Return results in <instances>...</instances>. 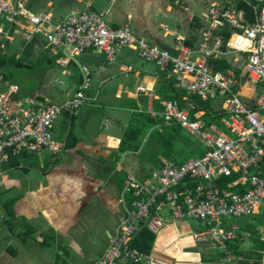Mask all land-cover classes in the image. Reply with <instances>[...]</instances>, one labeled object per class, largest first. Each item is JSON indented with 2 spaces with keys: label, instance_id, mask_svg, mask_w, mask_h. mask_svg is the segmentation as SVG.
I'll use <instances>...</instances> for the list:
<instances>
[{
  "label": "built area",
  "instance_id": "1",
  "mask_svg": "<svg viewBox=\"0 0 264 264\" xmlns=\"http://www.w3.org/2000/svg\"><path fill=\"white\" fill-rule=\"evenodd\" d=\"M237 1L251 9L250 16L237 4L221 2H213L203 14L212 30L230 32L225 44L216 41L212 51L205 43L203 53L210 56L225 45L229 53L245 55L222 71L211 68L204 58L192 59V50L182 40L173 55L137 37L129 24L112 27L106 13L74 11L55 21L50 14L31 12L22 0H0V52L18 28L26 39L41 35L54 50H62L61 64L90 49L103 52L113 63L122 49L130 48L161 71H169L188 97L224 99L219 125L206 123L204 112L192 118L176 101L165 103V124H179L204 147V154L181 164L161 157L148 177L128 175L121 196L124 212L109 233L103 255L93 264H168L133 246V239L143 227L158 236L168 221L186 219L207 225L193 237L216 247L222 253L221 263L244 261L228 247L241 227L223 219L257 215L264 208V92L258 94L259 87L264 88V0ZM210 36L205 34V42ZM81 70L82 82L62 103L17 98L19 87L0 71V175L13 156L62 150L53 137L57 120L64 113L70 119L77 116L89 100L92 73L87 66Z\"/></svg>",
  "mask_w": 264,
  "mask_h": 264
},
{
  "label": "crops",
  "instance_id": "2",
  "mask_svg": "<svg viewBox=\"0 0 264 264\" xmlns=\"http://www.w3.org/2000/svg\"><path fill=\"white\" fill-rule=\"evenodd\" d=\"M22 1L31 11L27 6L28 0ZM30 1L41 5V9L33 13L50 14L54 20H60L64 15L70 14L61 10L64 0H58L57 6L51 0L47 4L45 0ZM74 1L83 4L84 9L106 13V19L112 27L129 24L137 37L168 49L173 55L177 54L178 42L182 40L192 50V59L204 58L214 70H218L214 68L215 61L226 60L233 68L234 61L240 58L229 53L225 45L210 56L202 51L205 43L208 50L212 51L216 41L219 40L223 44L226 41L220 31L211 29L210 23L203 19V14L213 2L236 5L237 0ZM206 33L211 34L208 42H205ZM13 34V39L6 40V48L0 52V59L5 56L8 60L0 71L6 70L3 74L6 80L13 84L8 73H12L14 67L27 65L38 79L35 90L29 92L14 83L19 87L17 98L24 100L31 97L51 103H62L75 94L82 82L81 66L90 68L92 84L87 93L89 100L80 108L78 115L70 119L64 113L55 124L53 137L63 145L60 152L27 153L20 156L26 158L24 163L18 162L17 165L14 160L18 157L13 156L14 158L4 166V173L0 175V195L6 196L2 198L3 202L0 198V211L2 209L8 213L9 221H16V229L10 233L17 234L20 244L18 250L27 251L26 237L36 240V234L65 231L68 224L73 225L79 220L80 210H84L96 197H102L104 204L111 208L113 214H117L113 219V227L107 231L108 245L109 233L115 229L124 212L121 196L127 176L135 175L140 179L148 177L158 168L161 157L179 164L189 160L178 159L176 153L175 159L162 154H152L163 148L162 141L170 137V129L174 126L182 129V135L186 132L179 124H165V103L176 101L180 108L188 111L192 117L194 102L183 89L176 86V81L169 71H161L154 62L145 61L130 48L122 49L113 63L107 60L103 52L90 49L70 62L61 64L59 60L65 56L64 52L50 47L43 36L34 35L26 39L19 28ZM15 35L21 37L25 46L15 53H9V43L15 40ZM57 65L70 68L63 69L61 74L65 78H58L57 74L53 73ZM171 79H174L175 87L185 93L184 102L178 99H163L159 94L161 83ZM60 85L62 87L59 88ZM217 98L220 96L214 99ZM214 99L207 100L211 106L208 115L220 120L221 107L212 108L211 100ZM199 112L206 114V111ZM130 131L133 132L131 143L140 145V148L137 151L122 153V140ZM162 135L164 139L161 141ZM142 142L148 144L151 153L144 150ZM176 143H179L178 146L182 144ZM201 147L204 151V147ZM43 154L46 156L42 157ZM29 168L33 171L26 170ZM21 170L25 175L19 174ZM263 212L264 208L256 216ZM18 220L24 222L22 228L28 226L30 233L27 236H21L25 230L21 229ZM240 227L241 230L247 227V238L243 241L241 239V250L248 254L256 247L257 238L264 241V224L257 221L254 225ZM193 235L186 220L168 221L156 236L152 253L168 264H223L216 259V247L197 243ZM38 237L43 239L42 243H46L42 236ZM0 253H4L0 257L3 264H12L18 254L16 249H11L10 246ZM253 257L246 258L243 264H264V249L255 250Z\"/></svg>",
  "mask_w": 264,
  "mask_h": 264
},
{
  "label": "rangeland",
  "instance_id": "3",
  "mask_svg": "<svg viewBox=\"0 0 264 264\" xmlns=\"http://www.w3.org/2000/svg\"><path fill=\"white\" fill-rule=\"evenodd\" d=\"M50 0H45V3L47 4ZM57 6L58 0H51ZM29 8H31L32 12H38L40 10L41 5H37L36 3L31 2L30 0L27 1ZM63 12L69 14L72 13V11H86L87 9H84V5L77 3L74 0H64L63 2ZM60 14V12H58ZM68 16V15H67ZM66 16L64 15V18ZM63 19V18H62ZM61 20V19H60ZM59 21V20H55ZM13 34V33H12ZM14 35V34H13ZM10 46L8 48L9 53H15L18 49L25 46L24 41L21 39L20 36L15 35V40L12 43H9ZM235 55V54H234ZM237 56L245 57L244 54H237ZM68 67H60V65H57L53 69V73L57 74L58 78H65V76H62L63 69H67ZM70 69V68H68ZM4 73H6V70H3ZM12 73H8V77L16 83L19 87L25 89L26 91H33L37 87V78L35 73L32 74V70L26 66L23 67H14V71H11ZM62 87V85L59 86V88ZM264 88L259 87L258 94L263 93ZM54 100V99H52ZM224 99L223 98H217L214 100H211L212 108L213 109H220ZM205 121L207 123L217 124L219 125L218 119H213L211 116H206ZM223 129V128H222ZM225 131V130H224ZM155 134L153 135V137ZM184 139L186 138L189 143H182L181 146H178L179 143H175L173 146L174 152L178 149H181V153L178 154V159L187 160L190 158L197 157V154H193L191 152V147L193 144H199L198 141L191 136L190 134H187L186 132L183 133L182 136ZM142 141V140H141ZM145 142V141H144ZM183 142V141H182ZM143 143V142H142ZM150 146V145H149ZM200 146V145H198ZM145 151L151 153V148L148 147L147 143H143V146ZM172 147V145H171ZM164 149H158L156 154H152L153 156L157 155H164L166 154ZM183 150V152H182ZM167 152V151H166ZM30 155V154H29ZM175 155V154H174ZM46 154H43L42 157H45ZM14 160V164L24 163L23 161L26 160L25 157L17 156ZM19 162V163H18ZM26 170L33 171V169L29 168ZM20 172V171H19ZM21 175H25V172L21 170L19 173ZM2 198H4L6 195L1 194ZM0 195V196H1ZM7 198V197H6ZM3 202V201H2ZM3 207V204H1ZM79 213L80 218L78 221H76L75 224L70 225L68 224L67 227H65V231L63 232H53V231H46V233H41L42 235H35V239L33 240L30 236V240L28 237H26V249L27 251H23L22 249L18 250V247L20 246L19 239L17 237V234L10 233L11 230L16 229V221L10 220V216L8 213L4 212L2 209L0 211V252L2 250H5L7 246H10L11 249H16L18 252L17 258H15L12 261V264H91L94 260L99 258L104 252V249L107 245V231L113 227L114 221L113 219L117 217L116 213H112L111 208L108 207V205L104 204V200L102 197H96L93 201L90 202V205H88L84 210H80ZM166 219H170L169 216L165 215ZM5 219V220H4ZM19 221V224L21 226V229L25 230V232L21 231V236H27L28 233H30L28 226L23 227L22 225L24 222ZM224 222H227L229 224H238L240 226L245 225H254L257 223V221H264V212L260 216L256 215H249V216H243L241 218H224ZM186 224L190 226L192 229V233L196 232H202L206 231L208 229L207 225L203 222H199L194 219H186ZM16 236V237H15ZM42 236L46 241V243H42L43 240ZM38 238V240H37ZM242 241L247 238V233H242ZM38 241V242H36ZM41 242V243H40ZM46 244V245H45ZM159 246V245H158ZM24 248V250H26ZM4 253H0V257ZM0 264H3L0 262Z\"/></svg>",
  "mask_w": 264,
  "mask_h": 264
},
{
  "label": "trees",
  "instance_id": "4",
  "mask_svg": "<svg viewBox=\"0 0 264 264\" xmlns=\"http://www.w3.org/2000/svg\"><path fill=\"white\" fill-rule=\"evenodd\" d=\"M238 8H242L245 9L248 13V15L250 16L251 14V9L245 5V3L239 2L237 4ZM220 35L224 37V41L230 36V32L228 30H223L220 31ZM8 60L5 58V56L2 57V59H0V68H2L4 66V64L7 62ZM214 68L218 69V70H226L228 68H231V64H229L228 61L226 60H221V61H215L214 62ZM174 79H171L169 81H164L161 83V86L159 88V94L161 95V97L163 99H178L181 102H184V97L186 96L185 93L182 92V90H179L175 87L174 84ZM190 100H192L194 102V108L191 111L192 117L195 113L199 112V111H206V115L208 116V113L210 112L211 106L209 101H203L201 98L197 97V96H190L189 97ZM210 114V113H209ZM206 117V116H205ZM170 131L172 132V134L170 135V137L168 139H164V136H160L161 137V141L163 144V151H165L166 154H164V156H167L169 158H174V149L173 146L176 142H181V143H189L187 141V139L183 138L182 136V129L178 126H174L172 129H170ZM135 132V131H134ZM132 131L129 132L128 136L126 138H124L122 140V153H126L128 151H137L140 148V145L138 144H132L131 141L133 139L132 136ZM137 133V132H135ZM138 134V133H137ZM183 141V142H182ZM172 145V147H171ZM200 144H193L191 147V152L193 154H197L196 156H202L204 154V151L200 146H198ZM167 151V152H166ZM181 151H176V154H180ZM14 157H11V159H13ZM262 223L264 224V221H262ZM247 227H243V230H241V233L239 235V237L232 243H228V247L230 250H232L236 255H240L244 257V261L246 258H254L253 255L255 254V250H263L264 249V241H262L260 238L256 239V247L251 250L248 254H246V252L241 250V236L242 233H246ZM258 234V232H257ZM156 236L152 235L146 227H143L139 233L135 236V238L133 239V246L147 251V252H152V249L154 248L155 245V241H156ZM218 255L216 258L217 260L221 259V252L217 251ZM260 255V259H261ZM244 261H242L239 264H243Z\"/></svg>",
  "mask_w": 264,
  "mask_h": 264
},
{
  "label": "bare ground",
  "instance_id": "5",
  "mask_svg": "<svg viewBox=\"0 0 264 264\" xmlns=\"http://www.w3.org/2000/svg\"><path fill=\"white\" fill-rule=\"evenodd\" d=\"M8 80V79H7ZM10 81V80H9ZM14 84V83H13ZM244 91H246V89L244 90Z\"/></svg>",
  "mask_w": 264,
  "mask_h": 264
}]
</instances>
